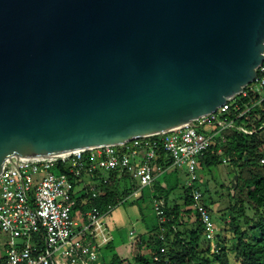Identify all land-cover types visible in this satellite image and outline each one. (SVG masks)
<instances>
[{
    "label": "water",
    "instance_id": "obj_1",
    "mask_svg": "<svg viewBox=\"0 0 264 264\" xmlns=\"http://www.w3.org/2000/svg\"><path fill=\"white\" fill-rule=\"evenodd\" d=\"M264 62V0H0V173L213 114Z\"/></svg>",
    "mask_w": 264,
    "mask_h": 264
},
{
    "label": "built area",
    "instance_id": "obj_2",
    "mask_svg": "<svg viewBox=\"0 0 264 264\" xmlns=\"http://www.w3.org/2000/svg\"><path fill=\"white\" fill-rule=\"evenodd\" d=\"M257 72L254 81L239 95L247 97L249 91L264 92V62ZM234 98L228 99L215 113L195 120L194 125L136 137L117 145L74 150L61 159L11 161L0 173V232L8 236L4 264H101V248L112 239L104 218L114 205L109 204L105 213L97 207L92 208L86 214V222L81 224L72 216L76 206L73 180L89 176V194L97 198L104 193L101 186L109 183L108 178L98 175L100 171H118V175L137 180L142 188L152 185L156 175L168 168L183 169L185 166L187 186L193 188V207L214 249L221 226L212 220L203 203L202 192L194 189V183L198 179L199 156L208 151L222 130L232 125L224 114L231 106L240 110ZM205 125L216 130L198 129ZM162 150L170 158L169 165L157 162ZM226 161L224 158L223 162ZM261 162L264 163V158ZM138 194V191L133 192L134 196ZM163 204L162 199L153 200V208L162 225V240L166 230L163 225L170 221ZM160 252L164 253L165 249L162 247ZM161 258L164 256L155 255L154 260Z\"/></svg>",
    "mask_w": 264,
    "mask_h": 264
},
{
    "label": "trees",
    "instance_id": "obj_3",
    "mask_svg": "<svg viewBox=\"0 0 264 264\" xmlns=\"http://www.w3.org/2000/svg\"><path fill=\"white\" fill-rule=\"evenodd\" d=\"M233 102L240 105V110L231 106L224 114V118L232 121V125L222 130L208 151L198 158L197 172L224 164L225 158V163L232 165L236 176L234 183L225 187L229 197L227 216L230 219L223 221V215L215 210L222 222L217 223L221 226V233L214 249L206 237L205 225L193 207V188L184 185L182 196L179 199L172 198L171 192L175 183L170 181L171 184L168 183L167 186L160 183L157 185L158 180H155L150 185L155 188L152 198L164 200V209L170 221L163 225L166 230L162 240V225L159 221L151 224L144 208L140 206L141 219L146 228L144 233L148 235V240L144 241L143 238L138 243L140 254L135 257L134 264H264V163L261 162L264 158V92L259 94L249 91L247 97L237 95ZM198 129L209 132L203 126ZM157 162L166 165L171 163L168 154L163 150L160 151ZM101 172L103 171L98 175L102 176ZM118 173L111 172L107 185L109 190L104 196L93 198L90 194H85L90 206H93L91 208L97 207L105 213L109 204L116 207L128 201L137 203L143 198L142 196L131 200L129 197L135 190L126 185L123 197L116 196L115 185L118 179L127 176H118ZM201 192L203 199L205 193ZM85 195L81 198L74 195L77 205H80ZM203 203L214 220L212 206L215 201L207 199ZM149 207L155 216L152 204ZM142 214L146 217L143 218ZM225 226L229 227L228 238L225 236ZM110 232L113 234L111 230ZM114 240L115 237L103 246V250L107 251V264H131L118 254ZM162 247L165 249L164 253L160 252ZM155 255L164 256V259L155 261Z\"/></svg>",
    "mask_w": 264,
    "mask_h": 264
},
{
    "label": "rangeland",
    "instance_id": "obj_4",
    "mask_svg": "<svg viewBox=\"0 0 264 264\" xmlns=\"http://www.w3.org/2000/svg\"><path fill=\"white\" fill-rule=\"evenodd\" d=\"M205 130L209 132H214L216 129L210 126H203ZM212 171V172H211ZM201 178L198 176V180L195 182V185L201 186L202 191L205 193L203 200H214L215 205L212 206L214 209L213 219L216 223L221 224L222 220L218 217L217 212L224 218L223 221H228L229 216H227V207L229 205V197L227 196V191L225 187H230L232 183H234L236 176L233 167L229 163H224L218 165L216 167H212V169H203L200 170ZM102 175L109 176L111 173L101 172ZM187 168L184 166L183 169L171 167L166 171L160 173L157 177V185L160 183L161 185L167 186L168 183H175L173 185L174 188L171 192L172 198H180L182 196V191L184 185L187 181ZM90 180L89 176H83L82 178L74 179V195L77 193L86 192V183ZM171 181V182H170ZM125 185L128 186L131 190H137L140 188L137 180L130 176L121 177L118 179L116 183L115 194L116 196L123 197L122 193L125 191ZM153 187V186H151ZM150 186H145L141 188V192L143 193V198L140 199L137 203H131L130 201L120 204L116 206L111 212H108L104 218V224H107L110 227V230L113 232L115 240L114 245L116 249L120 250V256L123 259H127L131 264H134L135 257H138L140 254L138 243H140L141 239L144 238V241L148 240V235L144 233L145 226L142 222V217L140 213V206L144 208V213L149 219L151 224L158 223L157 216L150 212V205L153 207V199L152 196L155 194V188H151ZM208 190V191H206ZM131 200H136L138 196H134L133 193L129 197ZM217 205V206H216ZM215 210L217 212H215ZM156 214V213H155ZM144 216V214H142ZM72 216L75 220H77L78 215L77 212L74 211ZM144 216L143 218H145ZM228 224V223H227ZM226 225V224H225ZM226 227L225 236L228 238L229 229ZM133 230L131 234L130 231ZM144 234V236H143ZM142 236V237H141ZM8 236L4 233L0 232V254L3 252L4 245L6 244V240ZM109 251V250H108ZM107 253L106 249L100 251V257L102 264H107L108 260L105 258V254ZM104 258V259H103ZM104 260V261H103Z\"/></svg>",
    "mask_w": 264,
    "mask_h": 264
},
{
    "label": "crops",
    "instance_id": "obj_5",
    "mask_svg": "<svg viewBox=\"0 0 264 264\" xmlns=\"http://www.w3.org/2000/svg\"><path fill=\"white\" fill-rule=\"evenodd\" d=\"M198 173V176H199V178H201L202 176H201V174L199 173V172H197ZM158 175L159 174H157L156 176L158 177ZM103 176H105L106 178H108L109 179V176H106V175H103ZM118 176H120V175H118ZM157 177H156V180H157ZM198 180V179H197ZM90 181V180H89ZM196 182V181H195ZM185 185H186V187H188L187 186V181H186V183H185ZM86 192H83V193H77L76 194V196H77V198H81L83 195H89V182L88 183H86ZM151 187V186H150ZM194 187H195V189H199V190H201L200 189V187L198 186V185H195V183H194ZM101 188H102V191L104 192L102 195H100L99 197H101V196H104L107 192H108V187L107 186H105V185H102L101 186ZM143 188V187H142ZM151 188H153V187H151ZM135 191H138L139 192V194H138V198L137 199H139L140 197H142L143 196V193L141 192V187L139 188V189H137V190H135ZM202 191V190H201ZM86 195H85V198H82L81 199V203H80V205H77V203H76V206H75V208H74V211H76L77 212V215H78V218H77V220L76 221H78L80 224L81 223H83V222H86V214L92 209L91 207H93V206H90L91 204H89V201L87 200V198H86ZM75 197V196H74ZM98 197V198H99ZM76 199V198H75ZM154 200V199H153ZM76 201H77V199H76ZM118 206V205H117ZM217 206V205H216ZM73 211V212H74ZM105 227L107 228V230L109 231V234L112 236V239H113V237H114V235L110 232V230H109V228L110 227H108V225L107 224H105ZM145 230H146V228H145ZM131 231H133V230H131ZM131 231H130V233H131ZM111 239V240H112ZM111 240H109V241H111ZM104 247H102L101 248V250L103 249ZM5 249H6V244L4 245V248H3V252H1V254H0V264H4V262H5ZM117 252H118V254L120 255V250L118 249L117 250ZM101 264H102V262H101Z\"/></svg>",
    "mask_w": 264,
    "mask_h": 264
}]
</instances>
